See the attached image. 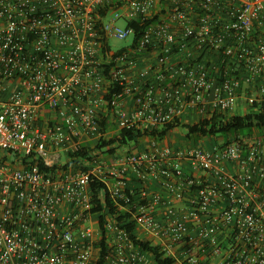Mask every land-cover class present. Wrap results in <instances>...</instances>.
<instances>
[{
  "label": "built area",
  "instance_id": "1",
  "mask_svg": "<svg viewBox=\"0 0 264 264\" xmlns=\"http://www.w3.org/2000/svg\"><path fill=\"white\" fill-rule=\"evenodd\" d=\"M156 16L135 42L129 23ZM113 36L132 40L105 50ZM242 92L264 102V0H0V264H97L105 212L104 264H148L117 215L93 211L100 183L177 264H264V126L97 147L191 110L234 114Z\"/></svg>",
  "mask_w": 264,
  "mask_h": 264
},
{
  "label": "trees",
  "instance_id": "2",
  "mask_svg": "<svg viewBox=\"0 0 264 264\" xmlns=\"http://www.w3.org/2000/svg\"><path fill=\"white\" fill-rule=\"evenodd\" d=\"M107 11L103 12L105 17ZM158 16L153 19L138 20L129 23L136 31L135 33V42H137L144 31L157 21ZM105 50H109V44L105 40ZM110 115L105 118L108 119ZM104 130H106L107 123L103 124ZM264 126V102H255L251 109L246 113H236V114H223L221 112H215L211 117H205L194 123L183 122L181 120H176L172 123L165 125L162 128H151V129H134V130H121L115 136L105 139L102 138L98 143V149L109 148V153H115L117 149L129 145L131 142H134L137 146V143L142 138H151L159 141H164L169 137L171 131L181 127L186 132V139L189 140L191 145H196L201 140L206 138H214L213 144L219 143V139L223 138L225 141H233L237 139L240 135L251 134L254 130H261ZM82 156L86 155V150H80L73 156ZM81 165L76 162L75 168L80 167ZM94 191L97 192L98 189L103 190V200L100 204H97L93 211L105 212L109 209V215H117V221L119 224L126 230L134 246L140 248L144 252L152 254L154 257V264H177V261L166 256L164 251L160 246L155 245L150 240H145L136 233L137 224L133 221L132 214L129 212L119 211L120 206H123L125 202L116 203L110 196L107 186L103 183L93 186ZM106 212L101 216V228L104 234V238L101 242L102 252L97 264H104L109 252L107 241L105 238V228L104 222L106 220Z\"/></svg>",
  "mask_w": 264,
  "mask_h": 264
},
{
  "label": "rangeland",
  "instance_id": "3",
  "mask_svg": "<svg viewBox=\"0 0 264 264\" xmlns=\"http://www.w3.org/2000/svg\"><path fill=\"white\" fill-rule=\"evenodd\" d=\"M113 16H114V12L112 11V12L109 13V15L106 18V20L107 21L110 20ZM116 24L118 26H120V27H125L126 26V21L123 20V19H121V20H118L116 22ZM131 40H132L131 38L128 39V40H123V39H119L118 37H114L113 36V37H110L109 38V45L111 46V49L113 51H119V50H122V49L128 47L129 44L131 43ZM241 95H242V99L240 100V103H239V107L240 108L234 114H236V113H245L246 111H249L250 110L247 107L246 103H245V98H246V96L248 94H244V92H242ZM184 137L186 138V132L184 131V129H182L181 127H179V128H177L175 130V132L173 134H171L170 141H171L172 144L171 143H169V144L172 145V146H175L174 143L181 141V138L183 139ZM209 141L210 142H214L216 140L209 139ZM221 141H224V139L223 138H220L219 139V142H221ZM184 142H185L184 145L185 144L186 145H191V143H189L190 141L187 140V139H185ZM66 160H67L66 157L63 158V162L66 161Z\"/></svg>",
  "mask_w": 264,
  "mask_h": 264
},
{
  "label": "crops",
  "instance_id": "4",
  "mask_svg": "<svg viewBox=\"0 0 264 264\" xmlns=\"http://www.w3.org/2000/svg\"><path fill=\"white\" fill-rule=\"evenodd\" d=\"M11 88H13V86H12ZM185 118H186V119L183 120V122L194 123V122L199 121V118H200V117L197 115V112H196L195 110H191V111L188 112V114L186 115ZM175 130H176V129L172 130V131H171V134H173V133L175 132ZM184 131H185V130H184ZM171 134L169 135L168 138H166V139L163 141L164 144H169V143H171V141H170ZM240 136H242V135H240ZM184 138H185V137H184ZM184 138H183V139L181 138V141L174 143V145H175L174 147L184 146V143H185L184 141H185V139H186V138H185V139H184ZM171 144H172V143H171ZM185 145H186V144H185ZM130 146H131V148L134 149V150H140L142 147L145 146V144H144V142L141 143V145H139V144L137 143V146H136V144H135L134 142H131V143H130ZM184 166H185V168H186L188 174H191L192 171H191V169H190L189 163H188V162H185V165H184ZM132 184H133L134 187H137V182H136V181H133ZM150 188H151L152 192H154V193L164 192V189H162V187H161L158 183H155V182L150 183ZM136 233L139 235V237H141V238H143V239H145V240H150V241H152L155 245H158V240H156V239L150 237L149 235H147V234H146V233H145L140 227H137V231H136ZM148 258H149V263H148V264H154V257H153V255L148 253Z\"/></svg>",
  "mask_w": 264,
  "mask_h": 264
}]
</instances>
